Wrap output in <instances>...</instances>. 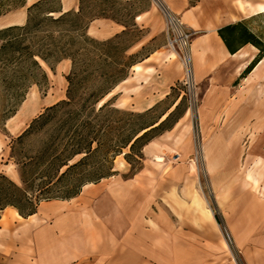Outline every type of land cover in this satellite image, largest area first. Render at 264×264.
<instances>
[{"label": "rangeland", "instance_id": "374dc122", "mask_svg": "<svg viewBox=\"0 0 264 264\" xmlns=\"http://www.w3.org/2000/svg\"><path fill=\"white\" fill-rule=\"evenodd\" d=\"M247 2L264 4V0H219L214 6L222 15L229 14L241 18L238 7ZM33 4L27 6L26 0H0V29L25 25L27 9ZM79 6L78 1L77 8L68 12L77 13ZM83 7L87 18L98 14L104 16L90 22L85 30L87 38L97 43L109 40H112V43L104 46L89 44V52L85 57L92 62H89L88 66L78 64L74 70L70 60H62L57 64L52 61V70L39 60L46 79L36 77L38 86L34 83L28 84L21 102L15 107L14 116L0 122V175L20 186L17 161L27 162L28 158L43 151H48L50 155L68 154L69 142L77 134L73 132L75 122H66L65 112L78 110L82 105L81 100L98 90L105 77L109 80L107 82H113L123 76L125 79L117 84L100 105H109L108 109L100 114L97 122L102 130H105L98 139L100 147L97 149L96 144H92L94 152L80 166L68 172L53 190L55 195L78 189L79 192L70 199L55 201H70L71 204L81 202L87 187L95 185L99 188L108 181L110 177L90 183L104 173L115 172L122 181L135 176L140 203L143 196L147 195L144 200L148 204L145 207L147 211H144L147 215L158 214L162 209L169 208V214L184 226L188 237H199L204 246L216 251L217 256L209 259L210 263L244 264L241 249L236 246L225 225L223 208L226 202L227 179L219 176L211 178L209 173L211 160L208 149L212 132L209 129L201 130L197 115L205 86L196 85L195 82L191 85L187 80L183 59L188 53V48H183L175 27L167 20L163 11L166 9L174 14L170 9L169 0H84ZM59 9L60 0H44L34 11V15L41 17L46 12ZM96 21L104 22L106 26L99 25ZM244 23L247 27L257 28L259 37L264 41V15L256 18L253 23L250 20H245ZM109 32L113 33L107 36ZM192 35L193 32L190 40ZM63 61L66 63L60 64ZM128 65L133 66L127 68ZM71 73L78 75V78L88 75L87 79L77 86L75 104L59 108L55 114L26 135L20 144H14L15 157L11 158L12 142L30 123L45 113L47 108L66 100V78ZM153 96L164 98L147 110L137 105L140 102L150 103ZM49 102L56 103L45 108V104ZM100 106L97 104L96 110ZM163 113L166 117L171 115L161 127L150 131L145 138L139 140L132 151L128 147L122 149L118 156H113L116 146L126 139L132 130L151 125ZM90 133L88 129L84 130L83 134L91 138ZM237 133L240 139L244 132ZM145 143L147 144L143 146ZM241 146L230 148V157L240 162L239 170L243 155ZM83 157L84 155L76 156L69 164H76ZM225 164L223 171L226 170ZM47 168L45 163H42L35 173L45 172L42 176L56 175V167L46 174ZM66 168H62L59 175L65 172ZM230 169L232 170V166ZM39 176L36 177V184L44 180V177L40 179ZM232 181L239 182L240 179H230V183ZM31 193L37 195V190L34 188ZM150 206L153 211L149 209ZM4 214L7 212H2L0 218ZM211 218L215 224L211 222ZM31 221L13 218L7 226L0 221V264L4 262L3 257L6 258L17 250L19 238L23 241L20 247H24L27 252L31 250Z\"/></svg>", "mask_w": 264, "mask_h": 264}, {"label": "crops", "instance_id": "0c3cea01", "mask_svg": "<svg viewBox=\"0 0 264 264\" xmlns=\"http://www.w3.org/2000/svg\"><path fill=\"white\" fill-rule=\"evenodd\" d=\"M37 1L26 0L27 6ZM78 1L60 0L59 10H74ZM218 1L169 3L171 11L193 32L187 49L191 71L195 84L205 86L198 121L201 130L212 132L208 149L211 178L227 179L223 208L227 232L241 249L244 264H264V55L244 74L264 50L257 28L247 27L244 21L253 23L264 15V4L240 5L242 17L237 18L218 13L214 6ZM95 23L106 26L104 22ZM238 23L259 42L258 47L237 40L229 51L218 31ZM224 35L227 37L226 32ZM164 96H153L150 103L137 105L147 110ZM237 132H244L240 139ZM234 146L243 147L240 170V162L230 157ZM136 178L122 181L113 175L99 188L87 187L81 202H43L27 218L6 208L3 212L7 214L0 218L4 226L13 218L32 220L33 232L31 250L20 247L23 241L19 238L17 250L3 257V264H212L208 260L216 258V251L204 246L201 238L188 237L184 226L169 214V208L162 206L158 214L144 212L147 195L140 203ZM230 179L240 181L230 183ZM149 209L153 211L152 206ZM211 222L215 224L213 218Z\"/></svg>", "mask_w": 264, "mask_h": 264}, {"label": "trees", "instance_id": "16d2710c", "mask_svg": "<svg viewBox=\"0 0 264 264\" xmlns=\"http://www.w3.org/2000/svg\"><path fill=\"white\" fill-rule=\"evenodd\" d=\"M42 1L44 0L36 2L27 9L28 17L25 25L0 29V122H5L14 116L15 107L21 102L28 84L34 83L38 86L39 82L36 77L43 80L46 79L39 60L47 64L51 70L50 64L52 61L57 64L62 60H70L74 70L78 64L88 66L89 62H92L91 59L85 57V54L89 52L87 49L89 44H92V46H104L112 43V40L97 43L87 38L85 30L90 22L104 16L98 14L87 18L84 13V0H79L80 6L77 13H63L58 10L46 12L40 17L34 15V11L37 10ZM53 14H58L59 16L54 17ZM224 32L227 33L228 38L224 35ZM218 34L231 52L233 51L231 44L237 40L259 46V42L248 34L242 23L225 27L219 30ZM262 55H264V50L260 51L259 56L248 66L244 74L252 69ZM132 66L128 65L127 68ZM87 77L88 75L78 78V75L74 73L67 76L66 100L47 108L45 113L30 123L28 128L12 142L11 158L15 157L14 144H20L26 135L55 114L59 108L71 107L75 104L77 86L85 81ZM105 78L98 90L91 92L86 98L81 100L82 105L78 110H67L65 112L66 122H75L73 132L79 135V137L76 135L71 138L67 148L69 149L68 154L65 156L50 155L48 151H43L34 157L28 158L27 162L17 161L16 164L19 168L21 179L20 186L6 176L0 175V214L6 208H13L22 218H27L36 213L37 206L41 202L67 200L79 192L78 189L74 192L67 191L61 192V195H55L53 190L68 172L80 166L94 152L92 144L95 143L97 149L100 147L98 139L105 133V130H102L97 122H99L100 114L106 111L109 105L103 104L97 110L96 106L119 82L125 79L122 76V78H117L113 82H107L109 80ZM107 83L109 84L107 85ZM164 114L151 125L132 130V133L116 146L113 156H118L122 149L128 147L132 151L139 140L145 138L150 131L161 127L171 115L159 122ZM88 129L91 132V138H87L83 134L84 130ZM79 155H84V157L78 163L70 165L69 162ZM42 163H45V166L48 167L45 170L46 174L51 168L56 167V175L42 176L45 172L35 173ZM64 167H67L66 171L59 175L60 170ZM114 173H104L97 180L90 183H97L101 179L115 175ZM37 175L41 176H39L40 179L44 177V180H40L36 184ZM34 188L37 190V195H32L31 193Z\"/></svg>", "mask_w": 264, "mask_h": 264}, {"label": "built area", "instance_id": "2783aa9c", "mask_svg": "<svg viewBox=\"0 0 264 264\" xmlns=\"http://www.w3.org/2000/svg\"><path fill=\"white\" fill-rule=\"evenodd\" d=\"M171 15H172V22H173L171 24L175 27V31L178 35V39L182 43L183 48L187 49L189 46V42H190L189 40L191 37V32L189 30L187 31L185 25H183L181 23V21L179 20V18H177L176 15H174V14H171ZM177 27H179V28H177ZM226 236L229 239L228 235H226Z\"/></svg>", "mask_w": 264, "mask_h": 264}, {"label": "bare ground", "instance_id": "6f19581e", "mask_svg": "<svg viewBox=\"0 0 264 264\" xmlns=\"http://www.w3.org/2000/svg\"><path fill=\"white\" fill-rule=\"evenodd\" d=\"M159 2V1H158ZM160 6H161V3L159 2ZM162 7V6H161ZM166 17H167V20L170 22V23H173L172 22V15L169 11H167L166 9L163 10ZM184 65H185V69H186V76H187V80L189 81V83L191 85L194 84V78H193V74H192V71H191V65H190V57H189V53H186L184 55ZM242 66V65H241ZM239 69V68H238ZM108 97V96H107ZM103 100H101L99 102V106L102 104ZM173 108V107H172ZM166 117V114H164L161 118H160V122L165 119ZM122 164V163H121Z\"/></svg>", "mask_w": 264, "mask_h": 264}]
</instances>
